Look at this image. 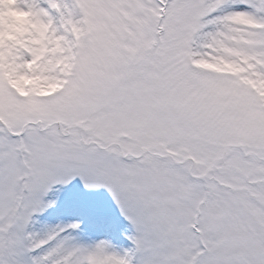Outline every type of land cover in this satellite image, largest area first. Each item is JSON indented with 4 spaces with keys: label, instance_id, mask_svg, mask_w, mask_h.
I'll return each mask as SVG.
<instances>
[{
    "label": "snow or ice",
    "instance_id": "snow-or-ice-1",
    "mask_svg": "<svg viewBox=\"0 0 264 264\" xmlns=\"http://www.w3.org/2000/svg\"><path fill=\"white\" fill-rule=\"evenodd\" d=\"M0 264H264V0H0Z\"/></svg>",
    "mask_w": 264,
    "mask_h": 264
},
{
    "label": "clouds",
    "instance_id": "clouds-1",
    "mask_svg": "<svg viewBox=\"0 0 264 264\" xmlns=\"http://www.w3.org/2000/svg\"><path fill=\"white\" fill-rule=\"evenodd\" d=\"M5 7H7V6H5Z\"/></svg>",
    "mask_w": 264,
    "mask_h": 264
}]
</instances>
